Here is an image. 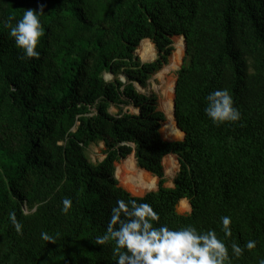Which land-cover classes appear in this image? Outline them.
Masks as SVG:
<instances>
[{"label": "trees", "instance_id": "trees-1", "mask_svg": "<svg viewBox=\"0 0 264 264\" xmlns=\"http://www.w3.org/2000/svg\"><path fill=\"white\" fill-rule=\"evenodd\" d=\"M41 6V55L21 58L9 25ZM176 36L187 44L175 90L184 138L169 141L157 96L137 84L169 63ZM144 39L154 60L136 53ZM223 88L242 118L217 126L205 98ZM129 105L139 112H123ZM101 143L105 156L93 162L87 149ZM131 154L157 190L138 196L120 185L116 163ZM171 154L180 168L168 187ZM118 199L151 204L170 228L221 238L220 218L231 216L226 243L257 242L232 264L264 258V0H0V264H114L112 245L93 241ZM182 199L189 213L178 212Z\"/></svg>", "mask_w": 264, "mask_h": 264}, {"label": "clouds", "instance_id": "clouds-1", "mask_svg": "<svg viewBox=\"0 0 264 264\" xmlns=\"http://www.w3.org/2000/svg\"><path fill=\"white\" fill-rule=\"evenodd\" d=\"M42 12V6L40 12L27 9L14 27L9 25V35L23 53L21 58L41 55L37 46L45 34L39 16ZM205 99V114L215 125L241 120L242 114L227 88L216 89ZM71 207V199L65 198L61 211L67 214ZM9 217L16 231L21 233L22 225L15 213H10ZM160 219L149 203L118 199L111 208L106 230L97 235L93 243L111 244L114 264H232L233 259L243 256L245 249L252 251L257 246L256 240H248L243 247L236 242L226 243L232 236L231 216L220 218L224 238L219 237L215 229L202 230L193 224L170 228L160 223ZM41 238L54 240L47 232H42ZM259 264H264V258Z\"/></svg>", "mask_w": 264, "mask_h": 264}, {"label": "rangeland", "instance_id": "rangeland-1", "mask_svg": "<svg viewBox=\"0 0 264 264\" xmlns=\"http://www.w3.org/2000/svg\"><path fill=\"white\" fill-rule=\"evenodd\" d=\"M173 47H174V51L173 53L171 54V56L169 57V63L166 64L160 71H158L150 80H149V83H148V86L147 87H142L140 85L137 84V88L138 90L141 92V93H145V94H148V95H156L157 98H158V109L162 112H164L165 116H166V121H168V117H167V110H168V106L167 104L165 103V101L162 100V96H161V88L162 89H165L167 88L168 86L170 85H175V82L177 80V71L181 68V65H182V62H183V59H184V54H185V50L183 51V54L182 56L180 57L179 59V63L176 67L166 71V73L164 74V76H162V72L169 66H171V60H172V56L174 55L176 49H177V43L180 42V43H184V39L183 37L181 36H176L174 37L173 39ZM153 44V43H152ZM155 47V45H154ZM139 48V47H138ZM137 55L143 60V61H151V60H154L156 57H157V50L155 48V54L152 56V58L150 57L149 59H143L141 57V55L139 54L138 52V49L136 51ZM106 79L107 80H110L112 78V74H106L105 75ZM124 79V78H123ZM110 111L113 113V114H119V108L114 106L112 104V106L110 107ZM131 112V113H137L138 112V109H135L133 106L129 105V106H123V112ZM162 124V127H161V133H162V136L165 140H169V141H173V140H182L184 138V134H179V133H176L175 135H173V137L171 136V139L168 138V134L166 132H164L165 130H163V125L164 123ZM104 145L103 143L99 144V145H91L88 149H87V154L88 156L90 157V159L93 161V162H97L99 160H102L104 158V154L102 153V149H103ZM133 154L129 155L128 157L126 158H123V159H120L117 163H116V176L117 178L119 179V182H120V185L123 186L124 188H126L128 191H130L132 194L134 195H138V196H142L144 194H146L147 192H150V191H155L157 190L158 188V178L157 177H154L152 174H150V176L156 178V183H157V186L154 187L153 189L151 190H143L142 188H134L132 186H128L126 184L123 183V181H127L126 180V177L128 176H131L132 174L129 173V172H126L125 169L121 170L120 174L118 175V170H117V167L118 166H123L124 164H126V160H129L131 158ZM135 164H136V168L138 170V173H143L141 170V168L138 167L137 165V162H136V159H135ZM171 164V166H170ZM163 165H164V171H165V178H166V183L165 185L168 186V187H173L174 186V178L177 174V172L179 171V168H180V164H179V161H178V158L177 156L175 155H168L164 158L163 160ZM147 172V171H146ZM127 173V174H126ZM137 173V174H138ZM149 173V172H147ZM147 175V174H146ZM119 176L121 178H119ZM149 176V175H148ZM139 182V181H138ZM137 182V183H138ZM188 206H189V203L187 202L186 203ZM183 205H181V202L179 203L178 205V212L179 213H182V214H185V213H189L190 212V208L187 207V210L184 212L182 209Z\"/></svg>", "mask_w": 264, "mask_h": 264}, {"label": "bare ground", "instance_id": "bare-ground-1", "mask_svg": "<svg viewBox=\"0 0 264 264\" xmlns=\"http://www.w3.org/2000/svg\"><path fill=\"white\" fill-rule=\"evenodd\" d=\"M183 51H184V43L178 42L177 43V49H176L174 55L172 56L171 66L167 67L162 72V74H161L162 76H164L166 71H168V70H170V69H172L178 65L179 59L182 56ZM138 52L143 59H149L150 57L152 58V56L155 54L154 44H152V42L149 39H144L139 45ZM161 96H162V100L165 101V103L168 106V110H167L168 113L166 114L168 117V121H166L163 125V130H165L164 132H166L168 134V136H169L168 138H170V139H171V136L173 137V135H175L176 133L184 134V132H182L177 127L176 121L174 119V114H173V112H174L173 102H174V97H175L174 85H170L165 89L161 88ZM126 161H127L126 164H124L123 166L120 165L117 167L118 175L120 174L121 170H123V169H125L126 172H129L132 174L131 176L126 177L127 181H123L124 184H126L128 186H132L134 188L140 187L143 190H151L157 186L156 178L150 176V173H147L145 170H141L143 173H138V170H137L136 164H135V157L133 155L131 156V158L129 160H126ZM170 166H171V164H170ZM119 178H121V177L119 176ZM140 188H139V190H140ZM187 202L188 201L186 199H182L181 205H186L187 207L190 208V203L188 202L189 203V206H188L186 204Z\"/></svg>", "mask_w": 264, "mask_h": 264}, {"label": "water", "instance_id": "water-1", "mask_svg": "<svg viewBox=\"0 0 264 264\" xmlns=\"http://www.w3.org/2000/svg\"><path fill=\"white\" fill-rule=\"evenodd\" d=\"M183 39H184V50L186 51V40H185V38L183 37ZM142 60V59H141ZM143 61V60H142ZM176 85H177V80H176V82H175V85H174V91L176 90ZM175 106H176V103H175V97H174V102H173V110H174V112H173V114H174V119H175ZM138 112H139V110H138ZM176 125H177V123H176ZM178 127V126H177ZM179 128V127H178ZM180 129V128H179ZM181 130V129H180ZM182 131V130H181ZM133 156L135 157V155L133 154Z\"/></svg>", "mask_w": 264, "mask_h": 264}, {"label": "crops", "instance_id": "crops-1", "mask_svg": "<svg viewBox=\"0 0 264 264\" xmlns=\"http://www.w3.org/2000/svg\"><path fill=\"white\" fill-rule=\"evenodd\" d=\"M187 200V199H186ZM188 201V200H187ZM189 202V201H188ZM182 209H184L183 211L185 212L187 210V206L183 205ZM190 211H191V206H190Z\"/></svg>", "mask_w": 264, "mask_h": 264}]
</instances>
